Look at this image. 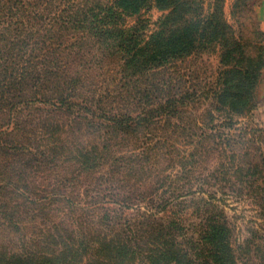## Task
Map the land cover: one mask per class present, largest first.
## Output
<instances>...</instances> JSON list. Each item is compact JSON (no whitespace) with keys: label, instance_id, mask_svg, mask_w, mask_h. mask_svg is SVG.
Segmentation results:
<instances>
[{"label":"trees","instance_id":"trees-1","mask_svg":"<svg viewBox=\"0 0 264 264\" xmlns=\"http://www.w3.org/2000/svg\"><path fill=\"white\" fill-rule=\"evenodd\" d=\"M224 4L0 0V264H238L213 202L264 179V32Z\"/></svg>","mask_w":264,"mask_h":264},{"label":"rangeland","instance_id":"rangeland-1","mask_svg":"<svg viewBox=\"0 0 264 264\" xmlns=\"http://www.w3.org/2000/svg\"><path fill=\"white\" fill-rule=\"evenodd\" d=\"M202 1H204L205 8L209 10L212 0ZM234 1L225 0L224 13L227 21L235 30L241 31L245 38L255 40L253 32L256 31L257 23L260 25L256 8L263 7V1L254 0V4L249 8L235 10L238 13L236 16H232ZM162 14L152 5L142 11L138 17L128 18L127 24L132 26L139 18L146 26L145 34H149L154 30L155 24ZM262 17V26L264 27V15ZM217 54L215 50L203 53L200 56L192 57L187 65H184L188 66L191 71L189 84L205 93L208 92L207 77L218 67ZM255 93L258 104L252 111L249 121L254 128L264 130V72ZM213 203L217 206V211L222 213L233 228L232 239L236 262L238 264H264V179L261 178L249 186L236 182L231 188L226 187L216 194Z\"/></svg>","mask_w":264,"mask_h":264},{"label":"crops","instance_id":"crops-1","mask_svg":"<svg viewBox=\"0 0 264 264\" xmlns=\"http://www.w3.org/2000/svg\"><path fill=\"white\" fill-rule=\"evenodd\" d=\"M262 1L264 3V0H262ZM256 10H257V15H258V19L260 21L261 28L264 31V27L262 26V22H263V17L262 16L264 15V6L263 7L260 6V8L257 7Z\"/></svg>","mask_w":264,"mask_h":264}]
</instances>
